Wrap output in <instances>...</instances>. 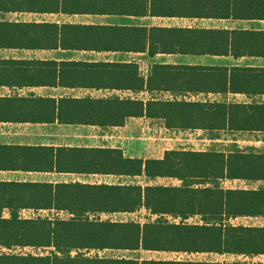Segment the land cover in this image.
<instances>
[{
    "label": "crops",
    "instance_id": "crops-1",
    "mask_svg": "<svg viewBox=\"0 0 264 264\" xmlns=\"http://www.w3.org/2000/svg\"><path fill=\"white\" fill-rule=\"evenodd\" d=\"M12 3L0 8V112L4 113L0 118V182L127 183L134 177L60 169L68 160L64 152L60 160L59 148L119 147L127 156L143 157L129 154L125 146L153 138L156 124L164 132H183L147 116L107 124L102 114L132 111L107 104L109 100L145 104L177 98L218 103L243 112H261L264 107V0ZM155 65L201 68L209 73L193 76L194 72L188 77L210 82L211 89L184 94L150 89ZM194 131L214 143L264 141V131ZM240 134L250 137H238ZM18 207L19 217L24 219L70 216L39 205ZM122 214L126 213L105 216ZM2 216L10 217L7 207ZM167 219L189 222V218ZM35 249L44 252L29 253L52 251ZM80 251L87 256L139 262L248 259H192L181 256L217 253L143 248ZM107 251L118 254L103 255ZM77 252L73 250L72 255Z\"/></svg>",
    "mask_w": 264,
    "mask_h": 264
},
{
    "label": "trees",
    "instance_id": "trees-1",
    "mask_svg": "<svg viewBox=\"0 0 264 264\" xmlns=\"http://www.w3.org/2000/svg\"><path fill=\"white\" fill-rule=\"evenodd\" d=\"M14 1L0 0V8H9ZM208 73L201 68L155 65L148 85L150 89L180 94L209 91L210 82L188 77ZM180 76L186 78L180 79ZM106 103L132 110L102 114L111 125L123 123L130 116H147L177 131H264V107L261 112H243L218 103L177 98L155 99L145 104L136 100ZM3 116L0 112V118ZM63 152L68 165L60 169L144 177L147 183L0 182V247L52 249L46 255L2 251L0 264H264L261 260L248 259L139 262L87 256L80 251L143 248L250 259L264 256V225L232 223V219L240 217L264 218V187L225 188L221 185V181L227 179L264 181L263 151L177 148L166 150L159 158H143L127 156L119 147H71L59 148L60 160ZM157 178H174L181 184L150 183ZM19 205L44 206L70 216L24 219L19 217ZM4 207L10 211L9 218L2 216ZM142 209L149 214L143 223L101 217ZM168 216L183 220L199 216L201 222H175L167 219ZM73 250L78 251L74 256Z\"/></svg>",
    "mask_w": 264,
    "mask_h": 264
},
{
    "label": "rangeland",
    "instance_id": "rangeland-1",
    "mask_svg": "<svg viewBox=\"0 0 264 264\" xmlns=\"http://www.w3.org/2000/svg\"><path fill=\"white\" fill-rule=\"evenodd\" d=\"M151 139H140L137 143L133 145L125 146L128 150L129 154L140 155V156H148V157H161L164 155V152L168 149H193V150H229L239 148L242 150H259L264 152V141L263 142H255L253 143L244 142L240 140L238 145L233 143H214L208 139L203 140V134L200 131H183L176 133L164 132L158 128L156 124L154 130L152 131ZM238 135V137L249 138L250 135ZM127 153V154H128ZM127 182H133L145 185L147 183L144 177H134L132 179L127 180ZM151 184H165V185H179L181 181L174 178H157L150 182ZM221 185L225 188H250V187H264V181H245V180H222ZM102 218H111L113 220H139L141 222L147 221L149 218V214L145 209H142L138 212L134 213H126L122 215H114L101 216ZM190 223L201 222V218L199 216L190 217ZM232 223L234 224H251V225H264V218L262 217H240L232 219ZM11 251V252H32V253H41L43 250H38L32 247L21 248L14 247L11 250L0 248V252L2 251ZM111 254H118L114 252L103 253V255L111 256ZM183 258H192V259H212V260H234L237 257L233 255H218V254H201V255H182ZM254 261H264V256H258L252 259Z\"/></svg>",
    "mask_w": 264,
    "mask_h": 264
}]
</instances>
